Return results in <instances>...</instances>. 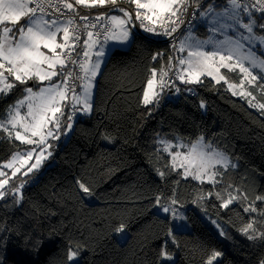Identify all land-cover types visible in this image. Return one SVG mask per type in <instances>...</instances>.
<instances>
[{
	"label": "trees",
	"instance_id": "16d2710c",
	"mask_svg": "<svg viewBox=\"0 0 264 264\" xmlns=\"http://www.w3.org/2000/svg\"><path fill=\"white\" fill-rule=\"evenodd\" d=\"M223 2L216 0L218 5ZM118 7L135 6L118 0ZM106 8L111 6L94 10ZM157 52L165 55L154 62L151 57ZM169 56V45L140 34L126 49L110 51L95 82L94 111L78 115L67 139L55 142L54 158L22 189L19 206L10 200L0 203V228L6 224L11 233H5L6 248L0 242L6 264H65L70 243L80 249L78 264H161L158 253L166 240V250L174 256L170 264H205L213 250L222 253L218 264H258L264 259V244L250 242L239 232L253 219L264 231V219L258 215L264 203L255 202L256 214L243 212L256 196L264 195V113L233 96L224 82L216 85L206 77L190 94L181 90L163 97L149 114L151 106L141 103L146 80L151 68L167 67ZM222 73L233 81L240 76L238 70ZM249 91L251 103L264 102V89L250 85ZM23 94L24 86L18 85L0 96V118ZM162 136L187 142L203 136L237 166L217 167L222 175L216 185L184 179L180 169L176 171L181 175L171 172L161 178L157 173L169 172L172 165L157 143ZM26 147L0 130V168ZM7 175L11 177V171ZM78 181L90 187L92 201L85 199ZM13 183L20 180L10 179L5 190ZM233 189L246 199L228 209L220 207L223 199L208 195L220 193L226 199ZM173 195L190 230H175L169 239L170 220L153 206L154 197ZM121 225L122 241L116 235Z\"/></svg>",
	"mask_w": 264,
	"mask_h": 264
},
{
	"label": "snow or ice",
	"instance_id": "6c2138e0",
	"mask_svg": "<svg viewBox=\"0 0 264 264\" xmlns=\"http://www.w3.org/2000/svg\"><path fill=\"white\" fill-rule=\"evenodd\" d=\"M127 3L135 7L130 10L118 7V0H0V96L8 95L18 85L24 86L27 93L15 105L13 112L6 113V118H0V129L9 137L14 131V139L27 146L3 166L12 169V173L11 177L0 179V198H3L0 203L9 200L14 206L22 203V189L54 158L55 142L70 134L74 128V117L87 116L94 111L93 82L102 74L101 66L108 56L105 46L110 41L119 46H130L135 42L137 28L144 31L146 39L149 36L169 38L173 52L168 57V71L161 68L158 72L153 67L150 78L146 80L141 103L151 106L149 114L164 96L178 94L181 90L190 94L195 91V86L205 83L206 77L216 85L224 82L233 96L242 98L252 96V92L242 90L245 83L264 89V84L257 85L258 81H264V59L251 50V45L257 42L264 45V34L256 31L264 29V23H258L264 21V0H224L220 5L216 0H208L207 3L204 0H127ZM105 5L122 15H109L105 23L103 13L95 16V22H92L88 15L77 12V6L95 9ZM77 18L87 23L79 24ZM193 20L206 25V31L210 33L207 38L197 35ZM185 24L186 27L182 28ZM229 30H232L231 34ZM82 31L86 32L87 38L81 42ZM217 33L223 38H218ZM241 41L248 42L249 51L234 61L233 54H238L244 47ZM176 53L186 55L178 56ZM164 55L157 52L151 59L159 62ZM245 60L261 71L254 75L243 63ZM74 68L78 70L74 71ZM173 68L176 70L172 71ZM222 68L229 72L238 70L242 74L239 84L229 83L228 78L221 74ZM30 81L36 91L28 86ZM249 104L264 113V102L255 104L249 101ZM25 105L27 111L21 115L20 108ZM200 107L205 108L206 102L201 101ZM17 127L21 130L16 131ZM203 141L204 137H199L191 143L182 178L216 185L219 183L216 177L222 175L217 166L227 170L237 165L225 152ZM158 142L164 145L162 151L167 152L168 141ZM178 155L173 156V161ZM171 172L181 175L176 171L175 163L169 172L159 171L157 174L164 178ZM5 176L6 172L0 170V177ZM12 178L19 179L20 183H13L5 190ZM77 184L83 193L92 194L85 183L78 181ZM208 195L223 199L220 207L224 209L237 200L243 203L246 199L243 195L229 194L226 199L220 193ZM154 199L159 210L172 219L177 229L188 227L175 195L171 198L156 196ZM162 199H167V203H162ZM256 201L264 203V195L256 196L255 201L243 207V212L256 214ZM258 215L264 219V210ZM177 220L180 223H176ZM258 222L257 219L251 220L239 232L250 242L264 244V231L255 227ZM216 226L219 230V225ZM261 227L264 228V224ZM124 230L125 226L121 225L119 231ZM5 233L11 234L6 224L0 228V242L6 248ZM221 235L227 238L226 233L221 232ZM167 236L171 239L173 233L170 231ZM166 249L167 240L158 253L161 264L165 261L170 264L173 260ZM79 251L78 246L70 243L65 264H78ZM220 259L222 253L214 251L207 264H218ZM0 264H6L5 257L0 256ZM258 264H264V259H260Z\"/></svg>",
	"mask_w": 264,
	"mask_h": 264
},
{
	"label": "rangeland",
	"instance_id": "374dc122",
	"mask_svg": "<svg viewBox=\"0 0 264 264\" xmlns=\"http://www.w3.org/2000/svg\"><path fill=\"white\" fill-rule=\"evenodd\" d=\"M258 22H260V21H258ZM261 23H263V22H261ZM194 26H195L196 33H197V35L200 36V38H202V39H203V38H207V35L210 34V33H208V32L206 31V25H205L202 21L197 20V21L194 23ZM231 31H232V30H229L230 34H231ZM256 31H257L258 34H264V32H259L258 30H256ZM200 33H201V34H200ZM216 35H217L218 38H221V39L223 38L219 33H217ZM241 43L244 45V47L240 50V52H239L238 54H233V59H234V61L238 58V56H240V55H244V54H246V53L249 51V47H250V46H249L248 42H247V41H241ZM105 47H106V49L108 50V54H109L110 51H111L112 49H114L115 47L122 48V49H126V48H127V47H124V46H119V45H117L115 42H110V43H109L108 45H106ZM251 50L254 51L258 57H260L261 59H264V45H261V44H259V42H257L256 44L251 45ZM94 51H95V50H94ZM226 54H228V53H226ZM179 55H186V53H183V54L178 53V56H179ZM173 62L175 63V61H173ZM243 63L245 64L246 67H249V68H250V70L253 72L254 75H257V74L261 71L260 69L253 68L252 65L250 64V62L247 61V60L243 61ZM103 64H104V62L102 63V66H103ZM102 66H101V68H102ZM161 68H163V67H161ZM161 68H160L159 70H157V71L159 72V71L161 70ZM163 69H164L165 71H168V68H167V67H166V68H163ZM222 69H223V68H222ZM222 69H221V74H224V73H222ZM239 74H240V73H239ZM241 77H242V74H240V76H239V78H238L237 81H233V80H229V79H228V82H229V83H234V84H239ZM149 78H150V76H149ZM157 78H159V77H157ZM95 82H96V80L93 82V86H94ZM30 83H31V81H30L28 84H30ZM226 86H227V85H226ZM249 86H250V85H248L247 83H245L244 88H243L242 90H244V91H249ZM29 87H31V86H29ZM33 90L36 91L37 88L33 87ZM25 95H27V93L24 91L23 96H22L21 98H19L17 101H15L13 104H11V105L9 106V108L7 109L6 113L13 112V110H14V108H15V105H16L20 100H22V99L24 98ZM175 95H176V93H173V94H172V97L175 96ZM236 97L242 98V97H240V96H236ZM242 99H246L248 102L250 101V97L242 98ZM203 110H205V108H203ZM26 111H27L26 105L20 108L21 115H24V114L26 113ZM6 113H5V115H6ZM77 116H78V115H77ZM77 116L74 117V121H75V119L77 118ZM80 116H84V115H80ZM74 121H73V123H74ZM8 128H9L10 131H13L11 125H8ZM0 130H1V129H0ZM15 130H16V131H19V130H21V129H19V127H17ZM62 131H63V130H62ZM6 133H7V132H6ZM7 134H8V133H7ZM13 136H14V131H13ZM67 137H68V136H67ZM67 137H66V138H61L60 140L65 141V140L67 139ZM199 137H203V136H198L197 139H198ZM164 139H166V140L168 141V151H167L166 153H167V154L169 155V157H170L171 164L175 163V165H176V169H180L181 172H182V174H183V172H184V165L186 164V159H185V157H186L187 153L189 152V149H190L191 143L196 142L197 139H195V140H193V141H191V142H187V141H185L184 139H182V138L179 137V136H175V137L172 138V139L167 138V137H164V136H162V137H158V138H157V143H158V145H159L162 149H163L164 145L160 144L158 141H159V140H164ZM203 142H204V143H208V142L205 141V139H204ZM212 145H213V144H212ZM215 147H216V146H215ZM216 148H217V150H219V151H223L222 149H220V148H218V147H216ZM223 152H224V151H223ZM16 153H17V152H16ZM16 153H14L13 155H15ZM177 153H179L180 155L176 156L175 161H173V156H174L175 154H177ZM225 153H226V152H225ZM13 155H12V156H11V157H10L5 163H3V164H2V167L0 168V170L6 172V176L4 177V179L9 178L8 175H7V172H8V171H11V173H12V169H7L6 167H3V166H5L8 162H10V161L12 160ZM226 155H228V154L226 153ZM228 157H229V155H228ZM229 159H230V157H229ZM230 160H231V159H230ZM217 167H222V166H217ZM197 182H199V181H197ZM205 183H207V181H205ZM80 191L82 192V194L84 195V197H85V199H86L87 201H92L91 195H88V194L83 193V190H81V189H80ZM230 194L233 195V196H238V193H237L236 189H233L232 192H231ZM228 197H229V196H228ZM228 197H227V198H228ZM164 198H166V197H164ZM161 202H162V203H167V199H162ZM177 204H178V203H177ZM178 207L183 209V206H181L180 204H178ZM153 209H154L157 213H159V214H161V215H164V216H166V217L169 218V220H170V227H169L168 233H169L170 231L173 232V231H175V230H190L189 223H188V221H187V219H186V216H185V214H184L183 211L181 212V215L184 216V219H185V221L187 222L188 227H187L186 229H177V228L175 227L174 222L172 221V219H171L169 216H167L165 213H163L162 211L159 210V208L156 206V202H155V204H154V206H153ZM202 215L204 216L205 214L202 213ZM176 223H180V221L177 220ZM119 229H120V228H119ZM119 229L117 230V233H119V234L116 233V235H117L118 239H119L120 241H122V240H124V238H125V234L123 235V233H122L121 231H119ZM214 251H217V250H213V252H214ZM213 252H212V253H213ZM212 253L208 256V258L212 255ZM170 255H171L172 257H174L172 254H170ZM208 258L205 260V264H207V260H208ZM214 263H215V262H214Z\"/></svg>",
	"mask_w": 264,
	"mask_h": 264
},
{
	"label": "built area",
	"instance_id": "2783aa9c",
	"mask_svg": "<svg viewBox=\"0 0 264 264\" xmlns=\"http://www.w3.org/2000/svg\"><path fill=\"white\" fill-rule=\"evenodd\" d=\"M205 3L208 2V0H204ZM77 12H79L80 15H88L89 16V19L92 21V22H95V16L97 15H100L101 13H103L105 15V23L107 22L106 18L107 16L109 15H122V13H119L115 8H106L104 10H100V11H97V10H94V9H85V8H82L81 6H77ZM187 20H188V17L185 18V21H186V24H187ZM196 22V20H193V24ZM77 23L79 24H83V23H87L85 21H80L78 18H77ZM186 24L183 27H186ZM88 30H92V29H88ZM135 34H140V35H143L145 36L146 34L144 33L143 30L137 28L135 29ZM87 36H86V32L82 31L81 32V42L83 39H86ZM148 39H153V40H159V41H163L165 42L167 45L170 46V43H169V38H166V37H157V36H149ZM172 52V51H171ZM172 55H173V52H172ZM176 55H178V53H176ZM78 69H75L74 68V71H77ZM176 69L173 68L172 71H175ZM172 71L169 72V76L172 75Z\"/></svg>",
	"mask_w": 264,
	"mask_h": 264
},
{
	"label": "crops",
	"instance_id": "0c3cea01",
	"mask_svg": "<svg viewBox=\"0 0 264 264\" xmlns=\"http://www.w3.org/2000/svg\"><path fill=\"white\" fill-rule=\"evenodd\" d=\"M82 7V6H81ZM86 9V8H85ZM90 10V9H89ZM9 27H11V25H8ZM58 39H59V36H58ZM111 42V41H110ZM109 42V43H110ZM28 86H31V87H33V83L31 82L30 84H28ZM94 87H95V84H94V86H93V92H94ZM172 95V94H171ZM171 95H166V96H164L165 98H169V97H171ZM66 111H67V109H66ZM3 118H6V115L3 117ZM2 130V129H1Z\"/></svg>",
	"mask_w": 264,
	"mask_h": 264
}]
</instances>
